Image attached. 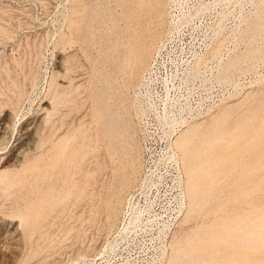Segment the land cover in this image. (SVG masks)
Returning <instances> with one entry per match:
<instances>
[{
    "label": "rangeland",
    "instance_id": "obj_1",
    "mask_svg": "<svg viewBox=\"0 0 264 264\" xmlns=\"http://www.w3.org/2000/svg\"><path fill=\"white\" fill-rule=\"evenodd\" d=\"M261 25L264 26V0H0V264H87L102 258L103 262H109L115 257L121 259L119 264H165L171 258L176 259L175 264H264V27ZM150 42L154 47L147 61L148 71H144L145 68L139 69L138 61ZM157 49L159 55L155 56ZM135 101L140 105L142 118L137 114ZM232 118L237 121L234 123ZM188 124L191 126L181 133ZM178 136L177 152L189 179L185 188L190 192L186 211L180 200L182 182L173 145ZM198 142H205L202 148ZM212 152L215 156H211ZM226 157L234 163L229 159L225 162ZM241 160H246L245 164ZM209 166L213 167L211 172L205 170ZM203 169L208 176L201 172ZM197 178H201V183ZM213 181L217 185L214 182L212 186ZM198 184L208 188L201 186V189ZM129 194L139 205L147 201L156 204L150 214L158 217L152 222L157 221L158 227L143 221L124 232ZM244 196L248 203L244 202ZM166 226L171 230L175 226V231L184 235H181L184 241L170 245V252L165 248L166 238L161 231ZM258 237L260 243L256 241ZM116 246V255L107 256ZM122 250L125 251L121 254Z\"/></svg>",
    "mask_w": 264,
    "mask_h": 264
},
{
    "label": "bare ground",
    "instance_id": "obj_2",
    "mask_svg": "<svg viewBox=\"0 0 264 264\" xmlns=\"http://www.w3.org/2000/svg\"><path fill=\"white\" fill-rule=\"evenodd\" d=\"M131 1H132V0H131ZM121 3H123V2H121ZM133 3H134V1H133ZM115 4H116V3H115ZM117 4L119 5V1H118ZM149 4H151V3H149ZM134 5H135V4H134ZM138 5H139V4H138ZM151 5H152V4H151ZM151 5H150V6H151ZM98 7H99V6H98ZM93 9H94V8H93ZM93 9H91V11H92ZM86 11H87V10H86ZM86 11H85V12H86ZM95 11H96V10H95ZM92 13H93V12H92ZM94 13H96V12H94ZM143 13H144V12H143ZM128 14H129V13H128ZM148 15L150 16V13H149ZM148 15H147V16H148ZM84 16H85V15H84ZM88 16H89V15H88ZM154 17H155V16H154ZM161 18H163V15H162ZM85 19H86V18H85ZM155 19L157 20V18H155ZM115 20H116V19H115ZM153 20H154V18H153ZM76 22H77V21H76ZM78 22H79V21H78ZM83 22H84V21H83ZM91 22H92V21H91ZM153 22H154V21H153ZM88 23H89V21H88ZM110 23H111V22H110ZM139 23H140V22H139ZM77 24H78V23H77ZM136 25H137V24H136ZM153 25H154V24H153ZM81 26H82V24H81ZM90 26H92V25L90 24ZM261 26L264 27L263 25H261ZM84 27H85V26H84ZM88 27H89V26H88ZM134 27H135V26H134ZM152 27H153V26H152ZM89 28H90V27H89ZM260 28H261V27H260ZM80 29H81V28H80ZM94 29H95V28H94ZM110 29H111V28H110ZM261 29H262V28H261ZM90 30H91V28H90ZM95 30H96V29H95ZM262 30H263V29H262ZM262 30H261V31H262ZM80 31H81V30H80ZM84 32H85V31H84ZM134 32H136V31H134ZM88 34H89V33H88ZM93 34H94V33H93ZM136 34H137V33H136ZM77 35H78V34H77ZM85 35H86V34H85ZM91 35H92V34H90V36H91ZM155 35H156V34H155ZM80 36L82 37L81 34H80ZM86 36H87V35H86ZM86 36H85V38H86ZM88 36H89V35H88ZM93 36H94V35H93ZM134 36H135V35H134ZM135 37H136V36H135ZM90 38H92V37H90ZM73 39H74V38H73ZM82 39H83V38H82ZM125 39H126V38H125ZM143 39H144V38H143ZM145 39H146V38H145ZM88 40H89V37H88ZM92 40H93V39H92ZM116 40H117V39H116ZM71 41H72V39H71ZM75 41H76V40H75ZM126 41H127V40H126ZM132 41H133V40H132ZM81 42H82V41H81ZM83 42H84V41H83ZM83 42H82V43H83ZM86 43H87V42H86ZM89 44H90V43H89ZM81 45H82V44H81ZM84 45H85V44H84ZM91 45H92V44H91ZM89 46H90V45H89ZM86 47L89 48L88 46H86ZM126 47H127V46H126ZM128 47H129V46H128ZM153 47H154V46H153V43L150 42V43H149V47H148L147 52H145V53H144L143 55H141V57L139 58V61H138V67H139V69L142 70L143 68H145L144 71H148V70H146V69H148V67H149V64L147 65V61H148V59L150 58V55H151L150 50H152ZM156 47H157V46H156ZM35 48H36V46H35ZM123 49H124V48H123ZM33 50H34V49H33ZM36 50H38V49H36ZM250 50H252V49H250ZM31 52H32V51H31ZM36 52H37V51H36ZM250 52H251V51H249V53H250ZM253 52H254V51H253ZM253 52H252V54H253ZM255 52H256V51H255ZM37 53H38V52H37ZM87 53H88V51H87ZM126 54H127V53H126ZM214 54H215L214 52L211 53V55H214ZM247 54H248V53H247ZM254 54H255V53H254ZM154 55H155V56L159 55V50H158V49H157V51L155 50V54H154ZM249 55H251V54H249ZM260 55H261V54H260ZM35 57H36V55H35ZM153 57H154V56H153ZM247 57H248V55H247ZM261 57H262V55H261ZM88 58H90V57H88ZM126 58H127V57H126ZM154 58H155V57H154ZM154 58H153V60H152L151 67H152V64L155 62V59H154ZM35 59H36V58H35ZM117 59H118V58H117ZM117 59H116V60H117ZM119 59H120V58H119ZM121 59H122V58H121ZM151 59H152V58H151ZM233 59H234V58H232V60H233ZM236 59H237V58H236ZM16 60H17V59H16ZM16 60H15V61H16ZM123 60H124V59H123ZM234 60H235V59H234ZM19 61H20V60H19ZM16 62H17V61H16ZM122 62H123V61H122ZM134 62H136V59H135ZM18 63L21 64V62H18ZM93 63H94V62H93ZM113 63H114V62H113ZM117 63H118V61H117ZM125 63H126V62H125ZM30 65H32V64H30ZM93 65H94V64H93ZM106 65H107V64H106ZM146 65H147V67H146ZM16 66H17V65H16ZM22 66H23V65H22ZM122 66H123V65H122ZM134 66H135V65H134ZM94 67H95V69H96L98 66L95 65ZM105 67H106V66H105ZM126 67H127V65H126ZM19 68H20V67H19ZM29 68H30V67H29ZM103 68H104V67H103ZM124 68H125V67H124ZM101 69H102V68H101ZM126 69H127V68H126ZM68 70H69V69H68ZM93 70H94V68H93ZM29 71H31V70H29ZM98 71H101V70H98ZM133 71H134V70H133ZM133 71H132V72H133ZM144 71H143V72H144ZM5 72H6V70H5ZM7 72H8V71H7ZM67 72H68V71H67ZM95 73H96V72H95ZM101 73H102V72H101ZM101 73H100V74H101ZM26 74H27V72H26ZM34 74H35V73H34ZM67 74H69V73H67ZM97 74H98V73H97ZM27 75H28V74H27ZM27 75H26V76H27ZM98 75H99V74H98ZM98 75H97V76H98ZM131 75H133V74H131ZM11 77H12V76H11ZM11 77H10V79H12ZM94 77H95V75H94ZM94 77H93V78H94ZM99 77H100V76H99ZM101 77H102V76H101ZM124 77H125V76H124ZM132 77H133V76H132ZM133 78H134V77H133ZM133 78H132V79H133ZM139 78H140V77H139ZM141 78H142V77H141ZM8 79H9V78H8ZM13 79H14V78H13ZM51 79H52V78H51ZM99 79H100V78H99ZM22 80H23V78H22ZM26 80H27V79H26ZM96 80H97V79H96ZM10 81H11V80H10ZM10 81H9V82H10ZM50 81H51V80H50ZM98 81H99V80H98ZM124 81H125V80H124ZM17 82H18V81H17ZM29 82H30V81H29ZM100 82H101V81H100ZM15 83H16V82H15ZM24 83H25V82H24ZM101 83H102V82H101ZM19 84H20V83H19ZM58 84H59V83H58ZM95 84H96V83H95ZM98 84H100V83H98ZM16 85H17V84H16ZM56 85H57V84H56ZM91 85H94V84H91ZM96 86H97V85H94V87H96ZM98 86H100V85H98ZM17 87H18V86H17ZM51 87H54V86H51ZM56 87H57V86H56ZM59 87H60V86H59ZM91 87H92V86H91ZM94 87H93V88H94ZM25 88H26V87H25ZM62 88H63V87H62ZM68 88H69V87H68ZM93 88H92V89H93ZM127 88H128V87H127ZM55 89H56V88H55ZM14 90H15V89H14ZM58 90H60V89H58ZM61 90H63V89H61ZM69 90H70V89H69ZM6 91H7V88H6ZM49 91H50V90H49ZM56 91H57V90H56ZM70 91H71V90H70ZM70 91H69V92H70ZM92 91H93V90H92ZM10 92H11V91H10ZM12 92H13V91H12ZM25 92H26V91H25ZM65 92H66V91H65ZM89 92H90V91H89ZM94 92H96V91H95V88H94ZM97 92H98V91H97ZM97 92H96V93H97ZM59 93H60V92H59ZM0 94H1V93H0ZM60 94H62V93H60ZM64 94H65V93H64ZM102 94H103V93H102ZM52 95H54V94H52ZM65 95H67V94H65ZM73 95H74V94H73ZM91 95H96V96H97V94H91ZM251 95H252V94H251ZM253 95H254V94H253ZM253 95H252V97H253ZM62 96H64V95L62 94ZM68 96H69V95H68ZM70 96H71V95H70ZM70 96H69V97H70ZM255 96H256V95H255ZM15 97H16V96H15ZM50 97H52L51 94H50ZM71 97H73V96H71ZM252 97H251V98H252ZM258 97H259V96H258ZM12 98H13V97H12ZM74 98H75V97H74ZM89 98H91V97H89ZM248 98H249V97H248ZM251 98H250V99H251ZM263 98H264V97H263ZM8 99H9V98H8ZM15 99H16V98H15ZM21 99H22V98H21ZM54 99H55V98H54ZM58 99H59V98H58ZM61 99H62V98H61ZM64 99H65V98H64ZM67 99H68V98H67ZM255 99H256V98H254V100H255ZM259 99H260V98H259ZM55 100H56V99H55ZM70 100H71V99H70ZM70 100H69V101H70ZM93 100H94V99H93ZM96 100H97V99H96ZM246 100H247V99H246ZM20 101H21V100H20ZM58 101H59V100H58ZM58 101H57V102H58ZM63 101H64V100H63ZM69 101H68V102L66 101V104H67V103L69 104ZM72 101H74V100H72ZM90 101H91V100H90ZM97 101H98V100H97ZM249 101H250V100H249ZM257 101H258V100H257ZM95 102H96V101H95ZM253 102H254V101H253ZM258 102H259V101H258ZM13 103H14V102H13ZM17 103H18V102H17ZM49 103H50V102H49ZM52 103H54V101H52ZM59 103H60V102H59ZM59 103H57V104H59ZM61 103H62V101H61ZM63 103H64V102H63ZM63 103L61 104L62 106H64V104H65V103H64V104H63ZM247 103H248V102H247ZM249 103H250V102H249ZM259 103H261V102H259ZM71 104H72V103H71ZM250 104H251V103H250ZM250 104H249V105H250ZM252 104H253V103H252ZM257 104H258V103H257ZM257 104H256V105H257ZM262 104H263V103H262ZM16 105H18V104H16ZM50 105H51V104H50ZM61 105H60V106H61ZM75 105H76V104H75ZM93 105H94V104H93ZM104 105H105V104H104ZM135 105H136L137 112H138L137 114H140V115H141V118H142L143 116H142V113H141V110H140V105L137 104L136 101H135ZM62 106H61V107H62ZM67 106H68V105H67ZM72 106H73V104H72ZM241 106H242V105H241ZM244 106H245V105H244ZM246 106H247V105H246ZM258 106H259V105H258ZM56 107H57V106H56ZM102 107H103V106H102ZM242 107H243V106H242ZM242 107H239V108H242ZM254 107H255V105H254ZM12 108H13V107H12ZM43 108H44V107H43ZM62 108H63V107H62ZM104 108H105V107H104ZM44 109H45V108H44ZM44 109H43V111H44ZM49 109H50V108H49ZM55 109H56V108H55ZM57 109H58V107H57ZM59 109H60V108H59ZM242 109H243V108H242ZM244 109H245V108H244ZM253 109H254V108H253ZM100 110H101V109H100ZM263 110H264V109H263ZM50 111H51V110H50ZM55 111H56V110H55ZM103 111H104V110H103ZM230 111H231V110H230ZM243 111H244V110H243ZM243 111H242V112H243ZM249 111H250V110H249ZM257 111H258V110H257ZM259 111H260V110H259ZM52 112H54V110H52ZM94 112H95V111H94ZM94 112H92V113H94ZM99 112H100V111H99ZM221 112H222V111H221ZM238 112H239V111H238ZM242 112H241V114H242ZM251 112H252V111H251ZM253 112H254V111H253ZM45 113H46V112H45ZM49 113H51V112H49ZM100 113H102V112H100ZM222 113H223V112H222ZM222 113H219V114H222ZM229 113H230V112H229ZM263 113H264V112H263ZM47 114H48V113H47ZM166 114H167V113L165 112V115H164V117H163L164 120L167 118V115H166ZM236 114H237V113H236ZM241 114H240V115H241ZM249 114H250V113H249ZM252 114H255V113H252ZM252 114H251V115H252ZM50 115H52V114H50ZM228 115H229V114H228ZM237 115H239V114H237ZM240 115H239V116H240ZM260 115H261V114H260ZM91 116H92V115H91ZM226 116H227V115H225V117H226ZM246 116H247V115H246ZM249 116H250V115H249ZM252 116H253V115H252ZM48 117H49V115H48ZM93 117H94V116H93ZM216 117H218V116H216ZM220 117H221V116H220ZM228 117H229V116H228ZM236 117H237V116H236ZM253 117H254V116H253ZM259 117H261V116H259ZM105 118H106V117H105ZM222 118H223V117H222ZM244 118H245V117H244ZM250 118H251V116H250ZM92 119H93V118H92ZM95 119H96V117H95ZM100 119H101V118H100ZM216 119H217V118H216ZM223 119H224V118H223ZM229 119H230V118H229ZM254 119H255V118H254ZM43 120H44V119H43ZM235 120H236V119H235ZM235 120H234V121H235ZM241 120H242V118H241ZM243 120L245 121V119H243ZM243 120H242V121H243ZM222 121H223V120H222ZM224 121H225V120H224ZM229 121H230V120H229ZM231 121H233V118H232ZM231 121H230V122H231ZM234 121H233V122H234ZM236 121H237V120H236ZM242 121H241V122H242ZM262 121H263V120H262ZM262 121H261V122H262ZM94 122H95V121H94ZM215 122H216V121H215ZM251 122H252V121H251ZM223 123H224V122H223ZM226 123H227V122H226ZM234 123H235V122H234ZM236 123H237V122H236ZM238 123H239V122H238ZM244 123H245V122H244ZM252 123H253V122H252ZM252 123H251V124H252ZM255 123H256V122H255ZM263 123H264V122H263ZM38 124H39V123H38ZM96 124L98 125L99 123L96 122ZM212 124H214V123H212ZM221 124H222V123H221ZM247 124H248V123H247ZM251 124H249V126H250ZM260 124H261V123H260ZM189 125H190V124H188V125H187V126L181 131V133H182V132H183V131H184ZM200 125H201V124H200ZM202 125H204V123H203ZM202 125H201V129H202ZM223 125H224V124H223ZM230 125H231V124H230ZM253 125H254V124H253ZM257 125H259V124H257ZM262 125H263V124H262ZM262 125H260V126H262ZM100 126H101V125H100ZM190 126H191V125H190ZM194 126H196V125H194ZM204 126H205V125H204ZM204 126H203V128H204ZM211 126H212V125H210V127H211ZM215 126H217L216 123H215ZM218 126H219V125H218ZM221 126H222V125H221ZM226 126H227V124H226ZM236 126H238V125H236ZM251 126H252V125H251ZM108 127H109V126H108ZM205 127H206V126H205ZM256 127H257V126H256ZM96 128H97V127H96ZM102 128H104V127H102ZM206 128H208V127H206ZM225 128H226V127H224V130H225ZM229 128H230V127H229ZM232 128H233V127H232ZM237 128H238V127H237ZM241 128H243L242 125H241ZM257 128H258V127H257ZM29 129H31V128H29ZM79 129H80V128H79ZM105 129H106V128H105ZM199 129H200V128H199ZM201 129H200V130H201ZM227 129H228V128H227ZM246 129H247V128H246ZM246 129H245V130H246ZM248 129H249V128H248ZM77 130H78V129H77ZM77 130H76V132H78ZM103 130H104V129H103ZM106 130H107V129H106ZM192 130H194V129L192 128ZM207 130H210V129H207ZM213 130L216 131L217 129H213ZM224 130H223V131H224ZM230 130H231V128H230ZM259 130H260V129H259ZM27 131H28V128H25V132H27ZM30 131H31V130H30ZM187 131H190V129L187 130ZM196 131H197V130H196ZM220 131H221V130H220ZM225 131H226V130H225ZM242 131H243V130H242ZM74 132H75V131H74ZM82 132H83V131H81V132L79 131V133H82ZM107 132H108V131H107ZM114 132H115V131H114ZM200 132H201V131H200ZM200 132H199V133H200ZM237 132H238V131H237ZM239 132H240V130H239ZM247 132H248V131H247ZM257 132H258V131H257ZM109 133H110L109 135L111 136L112 131L109 132ZM181 133H180L179 136H181ZM224 133H225V132H224ZM227 133H229V132H227ZM235 133H236V132H235ZM235 133H233V134H235ZM240 133H241V132H240ZM243 133H244V132H243ZM252 133H253V131H252ZM70 134H71V133H70ZM70 134H69V135H70ZM72 134H73V133H72ZM72 134H71V136H72ZM185 134L188 135L187 133H185ZM195 134H196V132H195ZM197 134H198V132H197ZM197 134H196V135H197ZM202 134H205V133H202ZM212 134H213V133H212ZM214 134H215V133H214ZM217 134H218V130H217ZM222 134H223V133H222ZM238 134H239V133H238ZM246 134H249V133H246ZM69 135H66V136H69ZM77 135H78V134H76V136H77ZM79 135H80V134H79ZM99 135H100V134H99ZM190 135L193 136L191 133H190ZM198 135H199V134H198ZM200 135H201V134H200ZM239 135H240V134H239ZM250 135H251V134H250ZM74 136H75V135H74ZM106 136H107V135H106ZM179 136L177 137V139H176V141L174 142L173 145L175 146V149H176V158H175V161H176V163L178 164V170H179L180 177H181V182H182V183H181V187H182V188H181V191H182V192H181V196H180L181 199H180V200H181V202L184 204V206H185V211H186V209L188 208V206H187L188 195H187V194H190V192L188 193V192H187L188 190L186 191L185 188H186V185H187V180H189V179L187 178L188 176L186 177V174H185L186 172H184L185 168H184V166L181 164V161H182V160L180 159L181 157L179 156V153L177 152V151L179 150V147H178V141H177V140H179V138H180ZM208 136H209V135H208ZM212 136H214V135H212ZM216 136H217V135H216ZM233 136H234V135H233ZM236 136H238V135H236ZM244 136H245V135H244ZM247 136H248V135H247ZM72 137H73V136H72ZM100 137H101V136H100ZM103 137H104V136H103ZM210 137H211V136H210ZM218 137H219V136H218ZM231 137H232V136H231ZM239 137H240V136H239ZM248 137H249V136H248ZM65 138H67V137H65ZM69 138H71V137H69ZM69 138H68V140H69ZM75 138H77V137H75ZM105 138H107V137H105ZM108 138H113V137H108ZM181 138H182V137H181ZM200 138H201V137H200ZM204 138H205V136H204ZM222 138H223V137H222ZM222 138H221V139H222ZM228 138H229V137H228ZM232 138H234V137H232ZM236 138H237V137H236ZM240 138H241V137H240ZM251 138H252V137H251ZM253 138H254V137H253ZM257 138H259V136H258ZM257 138H256V139H257ZM263 138H264V137H263ZM72 139H73V138H72ZM184 139H185V138H184ZM208 139H209V138H208ZM208 139H207V140H208ZM211 139H212V138H211ZM230 139H231V138H230ZM249 139H250V138H249ZM61 140H63V138H62ZM64 140H66V139H64ZM68 140H67V142H68ZM101 140H103V138H102ZM209 140H210V139H209ZM213 140H214V138H213ZM231 140H232V139H231ZM244 140H245V139H244ZM262 140H263V139H262ZM74 141H75V139H74ZM74 141H73V142H74ZM188 141H189V140H188ZM196 141H197V140H196ZM199 141H201V140H199ZM218 141H219V140H218ZM233 141H234V143H235V142H236V139H234ZM254 141H255V140H254ZM258 141H260V140H258ZM258 141H257V142H258ZM73 142L71 141V143H73ZM103 142H104V140H103ZM105 142H107V141L105 140ZM212 142H214V141H212ZM224 142H225V141H224ZM226 142H228V141L226 140ZM241 142H244V141L242 140ZM241 142H240V143H241ZM247 142H249V141H247ZM261 142H263V141H261ZM261 142H260V143H261ZM101 143H102V142H101ZM186 143H187V142H186ZM191 143H192V142H191ZM199 143H200V145H202V144H204L205 142H204V143H202V142H198V144H199ZM214 143H216V142H214ZM263 143H264V142H263ZM66 144H67V143H66ZM73 144H74V143H73ZM73 144H71V146H72ZM75 144H76V143H75ZM103 144H104V143H103ZM193 144H196V143H193ZM209 144H210V143H209ZM211 144H212V143H211ZM211 144H210V146H212ZM227 144H228V143H227ZM257 144H258V143H257ZM58 145H60V144H58ZM214 145H215V144H214ZM225 145H226V144H225ZM228 145H230V142H229ZM228 145H227V146H228ZM233 145H234V144H233ZM240 145H241V144H240ZM251 145H252V144H251ZM251 145H250V146H251ZM259 145H260V144H259ZM185 146H186V145H185ZM216 146H217V143H216ZM216 146H215V147H216ZM221 146H222V145H221ZM241 146H243V145H241ZM246 146H248V145H246ZM250 146H249V147H250ZM252 146H253V145H252ZM53 147H54V146H53ZM56 147H57V144H56ZM66 147H67V146H66ZM78 147H79V146H78ZM104 147H105V146H104ZM107 147H108V146H107ZM107 147H106V149H108ZM188 147H189V146H188ZM188 147H187V148H188ZM193 147H194V146H193ZM202 147H203V145L201 146V148H202ZM206 147H207V146H206ZM213 147H214V146H213ZM58 148H59V146H58ZM63 148H65V147H63ZM72 148H73V146H72ZM72 148H71V149H72ZM180 148H181V147H180ZM204 148H205V147H204ZM221 148H222V147H221ZM221 148L219 147V149H221ZM232 148H233V146H232ZM257 148H258V147H257ZM260 148H261V147H260ZM54 149H55V148H54ZM61 149H62V148H61ZM73 149H74V148H73ZM80 149H81V148H80ZM177 149H178V150H177ZM195 149H196V148H195ZM195 149H194V150H195ZM199 149H200V148H199ZM205 149H206V148H205ZM213 149H214V148H213ZM228 149L231 150V148H229V147H228ZM237 149H238V152H239V148H237ZM241 149H242V147H241ZM255 149H256V147H255ZM255 149H254V151H255ZM56 150H57V149H56ZM56 150H55V152H56ZM75 150H76V149H75ZM75 150H74V151H75ZM77 150H78V149H77ZM184 150H185V149H184ZM189 150H191V148L188 149L187 152H189ZM192 150H193V149H192ZM208 150H209V149H208ZM230 150H228V151H230ZM249 150H251V149H249ZM249 150H248V151H249ZM252 150H253V148H252ZM258 150H259V149H258ZM58 151H59V150H58ZM62 151H63V150H62ZM181 151H182V149H181ZM197 151H198V149L196 150V152H197ZM202 151H204V150H202ZM202 151H201V152H202ZM214 151H215V149H214ZM216 151H217V150H216ZM220 151H221V150H218L217 153L220 152ZM225 151H226V149H225ZM261 151H262V150H261ZM63 152H64V151H63ZM78 152H79V151H78ZM78 152H77V153H78ZM187 152L185 151V153H187ZM201 152H200V153H201ZM221 152H222V151H221ZM221 152H220V153H221ZM233 152H234V151H233ZM243 152H244V151H243ZM243 152H242V153H243ZM251 152H252V151H251ZM57 153H58V152H57ZM67 153H68V152H67ZM67 153H66V155H67ZM72 153H73V152H72ZM105 153H106V151H105ZM183 153H184V152H183ZM185 153H184V155H185ZM193 153H194V152H192V154H193ZM206 153H207V152H206ZM220 153H219L220 156H221V155H223L224 157L226 156L224 153H223V154H220ZM230 153H231V151H230ZM239 153H240V152H239ZM244 153H246V151H245ZM260 153H261V152H260ZM58 154H59V153H58ZM70 154H71V153H70ZM70 154H69L68 156H70ZM181 154H182V153H181ZM187 154H188V153H187ZM190 154H191V152H190L188 155H190ZM209 154H211V153H209ZM209 154H208V155H209ZM62 155H63V154H62ZM203 155H204V154H203ZM213 155L215 156V153L213 154V152H212L211 156H213ZM229 155H230V154H229ZM232 155H233V153H232ZM249 155H250V154H249ZM253 155H255V153H254ZM256 155H258V154H256ZM256 155H255V156H256ZM263 155H264V150H263ZM55 156H56V155H55ZM57 156H58V155H57ZM191 156H192V155H191ZM191 156H190V157H191ZM199 156H200V155H199ZM204 156H205V155H204ZM230 156H231V155H230ZM63 157H64V156H63ZM186 157H187V156H186ZM196 157H198V156H196ZM205 157H206V156H205ZM231 157H232V156H231ZM240 157H241V155H240ZM240 157H239V158H240ZM71 158L73 159L72 156H71ZM81 158H82V157H81ZM202 158H203V156H202ZM207 158H208V156H207ZM210 158H211V157H210ZM229 158H230V157H228V158L226 157V161H225V160H224V161L227 162V160H228ZM256 158H257V157H256ZM262 158H263V157H262ZM39 159H40V158H39ZM182 159H183V158H182ZM223 159H224V158H223ZM230 159H232V158H230ZM230 159H229V160H230ZM253 159H254V157H253ZM263 159H264V158H263ZM29 160H30V159H29ZM32 160H33V159H32ZM32 160H31V161H32ZM109 160H110V159H109ZM199 160H200V159H199ZM207 160H208V159H207ZM216 160H217V159H216ZM218 160H219V159H218ZM248 160H249V159H248ZM256 160H257V159H256ZM36 161H37V160H36ZM58 161H59V160H58ZM58 161H57V162H58ZM101 161H102V160H100V162H101ZM183 161H184V160H183ZM194 161H195V160H194ZM197 161H198V160H197ZM230 161H231V160H230ZM235 161H236V160H235ZM239 161H240V160H239ZM242 161H243V160H241V163H242ZM250 161H251V160H249V163H250ZM257 161H259V160H257ZM25 162H26V161H25ZM25 162H24V163H25ZM41 162H42V161H41ZM46 162H47V161H46ZM46 162H45V163H46ZM64 162H65V159H64ZM64 162H63V164H64ZM231 162H232V161H231ZM236 162H238V161H236ZM236 162H235V163H236ZM244 162H246V160L243 161V164H245ZM251 162H252V161H251ZM35 163H36V162H35ZM45 163H44V164H45ZM58 163H59V162H58ZM66 163H67V162H66ZM183 163H184V162H183ZM205 163H206V161H205ZM208 163H209V162H208ZM210 163H211V161H210ZM216 163H217V162H215V164H216ZM223 163H224V162H223ZM227 163H228V162H227ZM233 163H234V162H232V164H233ZM258 163H259V162H258ZM25 164H26V163H25ZM33 164H34V163H33ZM42 164H43V162H42ZM50 164H51V163H50ZM55 164H57L56 161H55ZM97 164H98V163H97ZM100 164H101V163H100ZM102 164H103V163H102ZM106 164H107V163H106ZM185 164H187V163H185ZM188 164H189V163H188ZM198 164H199V163H198ZM213 164H214V163H213ZM218 164H219V162H218ZM236 164H237V163H236ZM251 164H252V163H251ZM259 164H261V163H259ZM37 165H39V164H37ZM37 165H36V166H37ZM75 165H76V164H75ZM199 165H200V164H199ZM207 165H208V164H207ZM209 165H210V164H209ZM225 165H226V164H225ZM255 165H256V164H255ZM33 166H34V165H33ZM48 166H51V165H48ZM57 166H58V165H57ZM70 166H71V165H70ZM105 166H106V165H105ZM112 166H113V165H112ZM193 166H195V165H193ZM193 166H190V167H193ZM196 166H197V165H196ZM200 166H202V165H200ZM210 166H211V165H210ZM210 166H209V168H210ZM212 166H213V165H212ZM233 166H235V165H233ZM26 167H27V166H26ZM28 167H29V164H28ZM66 167H68V166H66ZM98 167H99V165H98ZM207 167H208V166H207ZM224 167H225V166H224ZM226 167H227V168H228V167L231 168L230 166H226ZM250 167H251V166H250ZM257 167H258V165H257ZM54 168H55V166H54ZM54 168H52V170H54ZM193 168H195V167H193ZM197 168H198V167H197ZM234 168H235V167H234ZM236 168H237V167H236ZM245 168H246V165H245ZM247 168H248V167H247ZM34 169H36V168H34ZM101 169H103V168L101 167ZM186 169L188 170L187 167H186ZM190 169H191V168H190ZM212 169H213V167H212ZM212 169L210 168V169H205V170H206V171L209 170V171L211 172ZM214 169H215V172H217V171H216V167H214ZM241 169H242V168H241ZM243 169H244V168H243ZM243 169H242V170H243ZM254 169H256V168H254ZM262 169H263V168H262ZM27 170H28V169H27ZM42 170H43V169H42ZM67 170H68V169H67ZM104 170H105V169H104ZM197 170H198V169H197ZM217 170H219V169H217ZM236 170H237V169H236ZM238 170H240V169H238ZM252 170H253V169H252ZM24 171H26V170H24ZM59 171H60V170H59ZM102 171H103V170H102ZM206 171L204 172V169H203V171H201V172H204V173L206 174ZM26 172L29 173L30 171H26ZM40 172H42V171H40ZM43 172H44V171H43ZM54 172H55V171H54ZM56 172H57V171H56ZM69 172H70V171H69ZM197 172H198V171H197ZM213 172H214V171H213ZM213 172H212V174H213ZM218 172H219V171H218ZM218 172H217V174H218ZM223 172H224V171H223ZM228 172H229V171H228ZM228 172L226 171L225 173H228ZM253 172H257V171H252V173H253ZM262 172H263V171H262ZM33 173H34V172H33ZM45 173H46V172H45ZM45 173H44V174H45ZM64 173H65V169H64ZM112 173H113V172H112ZM220 173H221V172H220ZM220 173H219V174H220ZM225 173H224V174H225ZM229 173H233V171H232V172H229ZM247 173H248V169H247ZM259 173H260V172H259ZM54 174H55V173H54ZM73 174H74V173H73ZM201 174H202L201 177H203L204 174H203V173H201ZM212 174H211V175H212ZM215 174H216V173H215ZM215 174H213L214 177H215ZM222 174H223V173H222ZM33 175H34V174H33ZM51 175H52V174H51ZM94 175H95V174H94ZM187 175H188V174H187ZM192 175H193V174H192ZM198 175H200V174H198ZM206 175H207V174H206ZM209 175H210V173H209ZM211 175H210V176H211ZM229 175H231V174H229ZM233 175H234V174H233ZM243 175H244V174H243ZM249 175H250V173H249ZM55 176H56V175H55ZM57 176H58V175H57ZM64 176H65V175H64ZM68 176H69V174H68ZM207 176H208V175H207ZM223 176H225V175H222V178H223ZM239 176H240V175H239ZM245 176H246V174H245ZM247 176H248V174H247ZM252 176H253V175H252ZM260 176H263V174L260 175ZM35 177H36V176H35ZM43 177H44V175L42 176V178H43ZM51 177H52V176H51ZM59 177H60V176H59ZM192 177H193V176H192ZM198 177H199V176H198ZM205 177H206V176H205ZM214 177L211 176V178H214ZM216 177H218V175H216ZM240 177H241V176H240ZM240 177H239V178H240ZM257 177H259V176L257 175ZM49 178H50V177H49ZM56 178H57V177H56ZM56 178H55V179H56ZM222 178H221V179L218 178V180L220 179V180L222 181ZM239 178H238V179H239ZM242 178H243V177H242ZM250 178H251V177H250ZM252 178H253V177H252ZM44 179H45V178H44ZM114 179H115V178H114ZM192 179H193V178H192ZM197 179H199V182H200V179H201V178H197ZM230 179H231V178H230ZM230 179H229V180H230ZM236 179H237V177H236ZM243 179H244V178H243ZM243 179H242V180H243ZM247 179H249V176H248ZM47 180H48V179H47ZM204 180L207 181V178H205ZM204 180L202 179L201 181H204ZM208 180H210V179H208ZM214 180H215V179H214ZM218 180H217V181H218ZM226 180H227V179H226ZM254 180H255V179H254ZM44 181H45V180H44ZM191 181H192V180H191ZM191 181H190V182H191ZM193 181H194V180H193ZM217 181H213L212 186H213L215 183H216L215 185H217ZM223 181H224V180H223ZM232 181H233V180H232ZM255 181H256V180H255ZM33 182H34V181H33ZM36 182H37V181H36ZM39 182L42 183L41 181H39ZM65 182H66V178H65ZM195 182L198 183V181H196V180H195ZM214 182H215V183H214ZM228 182H230V181H228ZM251 182H252V181H251ZM259 182H260V181H259ZM62 183H63V182H62ZM191 183H193V182H191ZM200 183H201V182H200ZM200 183H199V184H200ZM218 183H219V181H218ZM235 183H236V182H235ZM241 183H243V182H240V184H241ZM245 183H247V182H245ZM249 183H250V182H249ZM255 183H256V182H255ZM199 184H198V185H199ZM206 184H207V182H206ZM209 184L211 185L210 181H209ZM219 184H220V183H219ZM219 184H218V185H219ZM228 184H229V186H230V183H228ZM232 184H233V183H232ZM253 184H254V183H253ZM257 184H258V183H257ZM36 185H37V184H36ZM46 185H47V184H46ZM64 185H65V184H64ZM194 185H195V184H194ZM250 185H251V184H250ZM258 185H259V184H258ZM258 185H256V186H258ZM262 185H263V184H262ZM37 186H40V185H37ZM51 186H52V185H51ZM195 186H196V185H195ZM199 186H200V185H199ZM199 186H198V189H199ZM201 186H202V185H201ZM201 186H200V187H201ZM207 186H208V185H207ZM219 186L222 187L221 185H219ZM227 186H228V185H227ZM227 186H226L225 189H227ZM235 186H236V185H235ZM247 186H249V185H247ZM66 187H67V186H66ZM70 187H71V186H70ZM190 187H191V186H190ZM202 187H203V186H202ZM202 187H201V189H203V188H208V187H206V186L203 187V188H202ZM209 187H211V186H209ZM214 187H215V186H214ZM216 187H217V186H216ZM220 187H219L218 189H220ZM231 187L233 188V186H231ZM238 187H239V186H238ZM59 188H60V187H59ZM59 188H58V189H59ZM193 188H194V187H193ZM211 188H212V187H211ZM242 188H243V186H242ZM253 188H254V187H253ZM255 188H256V187H255ZM41 189H42V188H41ZM55 189H57V188H55ZM109 189H110V188H109ZM233 189H234V188H233ZM249 189H250V188H249ZM263 189H264V188H263ZM32 190H33V189H32ZM42 190H43V189H42ZM59 190H60V189H59ZM59 190H58V191H59ZM195 190H197V189H195ZM207 190H208V189H207ZM211 190H213V189H211ZM211 190H209V191L211 192ZM223 190H224V189H222V192H223ZM250 190H251V189H250ZM254 190H255V189H254ZM65 191H66V189H65ZM109 191H110V190H109ZM201 191H202V190H201ZM201 191H200V192H201ZM204 191H206V190H204ZM230 191H231V190H230ZM235 191H236V190H235ZM29 192H30V191H29ZM44 192H45V191H44ZM44 192H42V195H43ZM62 192H63V190H62ZM120 192H121V191H120ZM198 192H199V191H198ZM213 192H214V191H213ZM213 192H211V193H213ZM237 192H238V191H237ZM248 192H249V191H248ZM252 192H253V189H252L251 193H252ZM259 192H260V191H259ZM262 192H263V191H262ZM52 193H54V192H52ZM58 193H59V192H58ZM58 193H57V194H58ZM68 193H70V192H68ZM107 193H108V192H107ZM193 193H194V192H193ZM193 193L191 194V197H192ZM207 193H208V192H207ZM207 193H206V194H207ZM224 193H225V192H224ZM226 193H227V191H226ZM235 193H236V192H235ZM253 193H254V192H253ZM256 193H257V192H256ZM36 194H37V193H36ZM63 194H64V193H63ZM202 194H203V193H202ZM204 194H205V193H204ZM206 194L204 195L205 197L203 196L204 198H206ZM219 194H220V193H219ZM233 194H234V193H233ZM233 194H231V195H233ZM237 194H238V193H237ZM245 194H246V192H245ZM59 195H60V194H59ZM65 195H66V194H65ZM194 195H196V197H197V194H194ZM200 195H201V193H200ZM212 195H213V194H212ZM216 195H217V194H215V196H216ZM231 195H230V197H231ZM240 195H241V194H240ZM240 195L238 194V196H240ZM248 195H249V194H248ZM36 196H37V195H36ZM61 196H63V195H61ZM107 196H109V195H107ZM189 196H190V195H189ZM198 196H199V194H198ZM207 196H208V195H207ZM225 196H226V195H225ZM233 196H234V195H233ZM235 196H236V195H235ZM39 197H40V196H39ZM116 197H117V196H116ZM216 197H217V196H216ZM227 197H228V196H227ZM230 197H229V198H230ZM262 197H263V195H262ZM36 198H37V197H36ZM67 198H68V197H67ZM113 198H114V197H113ZM192 198H195V196L192 197ZM199 198H200V197H199ZM211 198H212V197H211ZM234 198H235V197H234ZM245 198L247 199V197L244 196V200H245L244 202H246V199H245ZM250 198H251V197H250ZM260 198H261V197H260ZM47 199H49V198H47ZM50 199H51V198H50ZM50 199H49V200H50ZM60 199H61V198H60ZM60 199L58 198V200H60ZM63 199H64V198H63ZM100 199H102V198H100ZM190 199H191V198H190ZM218 199L220 200V198H217V200H218ZM223 199H224V198H223ZM223 199H222V200H223ZM235 199H237V198H235ZM240 199H241V198H240ZM36 200H37V199H36ZM109 200H110V197H109ZM113 200H114V199H113ZM113 200H112V201H113ZM196 200H198V199H196ZM212 200H214V198L211 199V200H210V198H209V201H212ZM232 200H234V199H231V202H232ZM241 200H242V199H241ZM249 200H250V199H249ZM257 200H258V199H257ZM260 200H261V199H260ZM260 200H259V201H260ZM51 201H52V200H51ZM60 201H61V200H60ZM106 201H108V200H106ZM205 201H206V199H205ZM214 201H215V200H214ZM220 201H221V200H220ZM229 201H230V200H229ZM255 201H256V200H255ZM38 202H39V201H38ZM41 202H42V201H41ZM45 202H46V200H45ZM49 202H50V201H49ZM54 202H55V198H54ZM192 202H193V201H192ZM226 202H227V201L225 200V203H226ZM206 203H207V201H206ZM208 203H210V202H208ZM211 203H212V202H211ZM235 203H236V202H235ZM246 203H248V202H246ZM249 203H250V202H249ZM254 203H255V202H254ZM256 203H260V202H256ZM54 204H55V203H54ZM57 204H58V202H57ZM191 204H192V203H191ZM194 204H195V203H194ZM201 204L203 205L202 202H201ZM201 204H200V205H201ZM228 204H229V203H228ZM239 204H240V203H239ZM40 205H41V204H40ZM58 205H59V204H58ZM106 205H107V204H106ZM109 205H110V204H109ZM153 205H156V204L153 203V202H150V201H147V202L144 203L143 205H139V203H136V202L134 201V196H131V194H129V195H128V199L126 200V206L129 208V210H128V218H127V222H128V224H127V227L125 228L124 232H126L129 228H131V229H135L134 227H135L137 224H141V222H143V221H144L146 224H149V225H152V226L158 227V223H157V221H156V224H155V223H154V224L152 223L154 220H156V218H157V220H158V217H157V216H155V215H151V214H150L152 211H154V208L156 207V206L154 207ZM192 205H193V204H192ZM222 205H224V204H222ZM225 205H226V204H225ZM232 205H234V203H232ZM245 205H246V204H245ZM26 206H27V205H26ZM28 206H29V205H28ZM32 206H33V205H31L30 207H32ZM38 206H39V204H38ZM193 206L195 207V205H193ZM193 206L190 207V208L192 209V211H193V209H194V208H192ZM197 206H199V205H197ZM203 206H205V205H203ZM212 206H213V205H212ZM212 206H210V207L213 208ZM237 206H239V205H236V207H237ZM243 206H244V205H243ZM246 206H247V205H246ZM258 206H259V205H258ZM258 206H257V207H258ZM106 207L108 208V206H106ZM205 207H207V204H206ZM221 207H222V206H221ZM227 207L229 208V205H228ZM251 207H252V206H251ZM253 207H254V206H253ZM107 208H106V209H107ZM200 208H201V207H200ZM200 208H199V209H200ZM218 208H219V207H218ZM218 208H217V209H218ZM222 208H223V207H222ZM222 208H221V209L219 208V209L222 210ZM224 208H226V207H224ZM234 208H235V207H234ZM234 208H233V209H234ZM30 209H32V208H30ZM188 209H189V208H188ZM199 209H198V210H199ZM214 209H215V208H214ZM226 209H227V208H226ZM249 209H250V207H249ZM20 210H21V209H20ZM23 210H25V209H23ZM44 210H45V209H44ZM49 210H50V209H49ZM198 210H197V211H198ZM201 210H202V209H201ZM209 210H211V209H209ZM223 210H224V209H223ZM240 210L246 211V210L241 209V208H240ZM261 210H262V209H261ZM45 211H47V210H45ZM205 211H206V208H205ZM211 211H212V210H211ZM214 211H216V210H214ZM230 211H231V210H230ZM238 211H239V210H238ZM243 211H242V212H243ZM253 211H254V210H253ZM21 212H22V211H21ZM30 212H31V211H30ZM36 212H37V211H36ZM190 212H191V211H190ZM208 212L210 213V211H208ZM235 212H236V211H235ZM247 212H248V211H246V213H247ZM259 212H260V210H259ZM28 213H29V210H28ZM41 213H42V212H41ZM191 213H192V212H191ZM191 213H189V215H190ZM201 213H202V211H201ZM213 213H215V212H213ZM216 213H217V212H216ZM216 213H215V214H216ZM227 213H228V212H227ZM252 213H253V212H252ZM21 214H22V213H21ZM26 214H27V212H26ZM153 214H155V212H154ZM186 214H187V213H186ZM192 214H194V213H192ZM205 214L208 215L207 213H205ZM210 214H211V213H210ZM228 214H229V213H228ZM234 214H235V213H234ZM244 214H245V213H244ZM248 214H249V213H248ZM248 214H247V216H248ZM256 214H257V213H256ZM256 214H255V215H256ZM189 215H188V216H189ZM196 215H197V214H196ZM196 215L194 214V216H196ZM218 215H219V213H218ZM222 215H223V214H222ZM222 215H219L220 218H221ZM230 215H231V214H230ZM249 215H250V214H249ZM186 216H187V215H186ZM188 216H187V217H188ZM197 216H198V215H197ZM212 216H213V215H212ZM214 216H215V215H214ZM226 216H227V214H226ZM252 216H253V214H252ZM261 216H262V215H261ZM261 216H259V217L261 218ZM23 217H24V216H23ZM40 217H41V216H40ZM199 217H200V216H199ZM199 217H198V218H199ZM209 217H210V216H209ZM222 217H223V216H222ZM239 217H241V216H239ZM239 217H238V218H239ZM243 217H244V216H243ZM256 217H257V215H256ZM26 218H27V217H26ZM190 218L192 219L191 216H190ZM196 218H197V217H196ZM200 218H201V217H200ZM236 218H237V217H235V220H236ZM251 218H252V217H251ZM260 218H259V219H260ZM27 219H28V218H27ZM205 219H206V217H205ZM212 219H213V218H212ZM243 219H244V218H243ZM243 219H241V220H243ZM261 219H262V218H261ZM263 219H264V216H263ZM28 220H29V219H28ZM44 220H45V219H44ZM206 220H207V219H206ZM214 220H215V219H214ZM217 220H218V219H217ZM232 220H233V219H232ZM238 220H239V219H238ZM245 220H247V218H245ZM256 220H257V219H256ZM21 221H22V220H21ZM23 221H24V220H23ZM23 221H22V222H23ZM35 221H36V220H35ZM41 221H42V219H41ZM208 221H209V220H208ZM220 221H222V220H220ZM230 221H231V219H230ZM230 221H228V222H230ZM202 222H203V221H202ZM202 222H201V223H202ZM204 222H205V221H204ZM211 222H212V221H211ZM240 222H242V221H240ZM240 222H239V223H240ZM253 222H254V221H253ZM260 222H261V221H260ZM26 223H27V222H26ZM38 223H39V222H38ZM43 223H44V222H43ZM150 223H151V224H150ZM216 223H217V222H216ZM223 223H224V222H223ZM223 223H222V224H223ZM231 223H232V221H231ZM239 223H238V225H240ZM243 223H244V222H243ZM256 223H257V222H256ZM22 224H23V223H22ZM34 224H35V222H34ZM39 224H40V223H39ZM199 224H200V223H199ZM205 224H206V222H205ZM205 224H204V225H205ZM209 224H210V223H209ZM229 224H230V223H229ZM235 224H236V223H235ZM258 224H259V223H258ZM258 224H257V225H258ZM261 224H262V223H261ZM26 225H27V224H26ZM214 225H215V224H214ZM248 225H249V224H248ZM24 226H25V224H24ZM27 226H28V225H27ZM27 226H26V230H27ZM33 226H35V225H33ZM38 226H39V225H38ZM44 226H45V225H44ZM46 226H47V225H46ZM200 226H201V225H200ZM200 226H199V227H200ZM211 226H212V225H211ZM211 226H210V227H211ZM220 226H221V225H220ZM223 226H224V224H223ZM223 226H222V227H223ZM228 226H229V225H228ZM236 226H237V225H236ZM236 226H235V227H236ZM251 226H253V225H251ZM31 227H32V226H31ZM139 227H140V225H139ZM178 227H179V226H178ZM206 227H207V226H206ZM206 227H204V228H206ZM210 227H209V228H210ZM246 227H247V225H246ZM257 227H258V226H257ZM140 228H141V227H140ZM175 228H176V227L174 226L173 229L171 230V229H169V227L166 226V227H162V229H161L162 233L164 234V237L166 238V245H165V248H166V250L169 251V252H170V245H172L173 243H176V242H178V241H182V240L184 241V239H181V235H182V234L179 235V234L177 233L178 230L176 229L177 231H175ZM207 228H208V227H207ZM243 228H244V227H243ZM260 228H261V227H260ZM45 229H46V228H45ZM193 229H194V226H193ZM199 229H200V228H199ZM199 229H198V230H199ZM244 229H245V228H244ZM257 229H258V228H257ZM35 230H36V228H35ZM170 230H171V231H170ZM179 230H180V229H179ZM185 230H186V229H185ZM191 230H192V229H191ZM191 230H190V231H191ZM198 230H197V231H198ZM201 230H202V228H201ZM251 230H252V229H251ZM253 230H254V229H253ZM261 230H262V229H261ZM27 231H28V230H27ZM37 231H38V229H37ZM157 231H158V229H157ZM174 231H175V232H174ZM181 231H182V230H181ZM181 231H180V232H181ZM187 231H189V229H188ZM207 231H208V230H207ZM212 231H214V230H212ZM215 231H217V230L215 229ZM185 232H186V231H185ZM225 232H226V231H225ZM240 232H242V231L240 230ZM251 232H252V231H251ZM41 233H42V232H41ZM44 233H47V232L44 231ZM189 233H190V232H189ZM196 233H197V232H196ZM206 233H207V232H206ZM226 233H227V232H226ZM248 233H249V232H248ZM248 233H247V234H248ZM253 233H254V232H253ZM256 233H257V232H256ZM259 233H260V232H259ZM184 234H185V233H184ZM198 234H200V233H198ZM211 234H212V233H211ZM247 234H246V235H247ZM261 234H262V233H261ZM261 234H260V237H261ZM41 235H42V234H41ZM43 235H44V234H43ZM186 235H187V234H186ZM192 235H193V233H192ZM192 235H191V236H192ZM194 235H195V234H194ZM196 235H197V234H196ZM208 235H210L209 232H208ZM208 235H207V236H208ZM234 235H235V233H234ZM31 236H32V235H30V237H31ZM37 236H38V235H37ZM182 236H184V235H182ZM198 236H200V235H198ZM207 236H206V237H207ZM211 236H212V235H211ZM215 236H216V235H215ZM244 236H245V235H243V237H244ZM253 236H254V234H253ZM253 236H252V238H251V241H252V239H253ZM255 236H256V235H255ZM255 236H254V237H255ZM262 236H263V234H262ZM26 237H27V236H26ZM30 237H29V238H30ZM34 237H35V236H34ZM34 237H33V239H34ZM164 237H163V239H164ZM41 238H42V236H41ZM187 238H188V237H187ZM192 238H194V236H192ZM195 238H196V237H195ZM203 238H204V237H203ZM222 238L224 239V236H223ZM246 238H247V237H246ZM246 238H245L244 240H247ZM261 238H262V237H261ZM261 238H260V239H261ZM27 239H28V237H27ZM27 239H26V240H27ZM30 239H31V238H30ZM188 239H189V238H188ZM197 239H198V238H197ZM223 239H222V240H223ZM231 239H232V238H231ZM236 239L239 240L238 238H236ZM257 239H258V240H256V241L258 242V241H259V237H258ZM164 240H165V239H164ZM186 240H187V239H185V242H186ZM204 240H205V239H203V241H204ZM224 240H225V239H224ZM224 240H223V242H225ZM234 240H235V239H234ZM234 240H233V241H234ZM240 240H242V238H241ZM254 240H255V239H254ZM188 241L190 242V239H189ZM188 241H187V242H188ZM251 241H250V242H251ZM28 242H29V241H28ZM30 242H32V241H30ZM187 242H186V243H187ZM192 242H193V241H192ZM199 242H200V241H199ZM236 242H237V241H236ZM190 243H191V242H190ZM190 243H189V244H190ZM193 243H194V242H193ZM195 243L197 244L198 242H195ZM230 243H231V242H230ZM253 243H255V241H254ZM253 243H252V244H253ZM259 243H260V241H259ZM204 244L206 245L207 243H204ZM204 244H202V245H204ZM217 244H218V243H217ZM221 244H222V243H221ZM225 244H226V243H225ZM239 244H240V243H239ZM239 244H238V246H239ZM249 244H250V243H249ZM255 244H256V243H255ZM257 244H258V243H257ZM261 244H263V243L261 242ZM34 245H35V244H34ZM38 245H40V244H38ZM197 245H198V244H197ZM200 245H201V244H200ZM207 245H208V244H207ZM207 245H206V246H207ZM209 245H212V242H211V244H209ZM222 245L224 246V244H222ZM243 245H245V244L243 243ZM32 246H33V245H32ZM36 246H37V245H36ZM36 246H35V247H36ZM214 246H215V245H214ZM214 246H213V247H214ZM220 246H221V245H220ZM223 246H222V247H223ZM231 246H232V245H231ZM251 246H252V245H251ZM251 246H250V247H251ZM254 246H255V245H254ZM261 246H262V245H261ZM37 247H38V246H37ZM182 247H183V246H182ZM185 247L187 248V246H185ZM185 247H184V248H185ZM204 247H205V246H204ZM207 247H208V246H207ZM213 247H212V249H211V250H213L212 252H214V248H213ZM228 247H229V246H228ZM247 247H249V245H247ZM117 248H118V246H116V248H115L114 251H112V252H110V253H107L106 255L109 256V257H110L111 255H112V256H115L116 253H117ZM186 248H185V249H186ZM190 248H191V247H190ZM210 248H211V247H210ZM230 248H231V247H230ZM235 248H237L236 245H235ZM263 248H264V247H263ZM37 249H38V248H37ZM177 249H178V248H177ZM177 249H176V250H177ZM181 249H182V248H181ZM228 249H229V248H228ZM248 249H249V248H248ZM255 249H256V248H255ZM257 249H258V247H257ZM34 250H36V249H33V252H34ZM176 250H175V252H176ZM196 250H197V249H196ZM198 250H199V249H198ZM198 250H197V251H198ZM201 250H202V249H201ZM209 250H210V249H209ZM209 250H208V252H209ZM216 250H217V248H216ZM216 250H215V251H216ZM222 250H223V248H222ZM229 250H231V249H229ZM36 251H37V250H36ZM38 251H39V250H38ZM181 251H182V250H181ZM187 251H188V250H187ZM189 251H190V250H189ZM189 251H188V254L190 253ZM204 251H206V250H204ZM225 251H226V250H225ZM225 251H224V252H225ZM234 251H235V250H234ZM242 251H243V250H242ZM251 251H255V250H251ZM31 252H32V251H31ZM183 252H184V251H183ZM201 252H203V251H201ZM208 252H207V253L204 252L203 254H207V255H208V254H209ZM224 252H223V253H224ZM227 252H228V251H227ZM227 252H226V253H227ZM179 253H180V251H179ZM240 253H242V252H240ZM180 254H182V252H181ZM180 254H179V255H180ZM183 254H184V253H183ZM192 254H193V253H192ZM199 254H200V253H199ZM213 254H215V252H214ZM213 254H212V256H213ZM237 254H238V253H237ZM103 255H105V254H103ZM176 255H177V254H176ZM176 255H174V256H176ZM190 255H191V254H190ZM196 255H197V254H196V252H195V254L192 255V256L195 257ZM216 255H217V254H216ZM222 255H225V253L222 254ZM243 255H244V254H243ZM101 256H102V255H101ZM170 256H171V255H170ZM172 256H173V255H172ZM174 256H173V257H174ZM186 256H187V255H186ZM186 256H185V257H186ZM209 256H210V255H209ZM225 256H227V254H226ZM168 257H169V255H168ZM180 257L182 258V255H181ZM187 257H188V256H187ZM190 257H191V256H190ZM194 257H192V258H194ZM198 257L202 258L201 256H198ZM214 257H215V256H214ZM250 257H251V255H250ZM255 257H256V256H255ZM255 257H254V259H255ZM28 258H29V256H28ZM169 258H170V257H169ZM169 258H168V259H169ZM174 258H175V257H174ZM192 258H191V259H192ZM204 258H205V256L203 257V259H204ZM223 258H224V257H223ZM102 259H104V258H102ZM196 259H197V258H196ZM208 259H209V258H208ZM180 260H181V259H180ZM194 260H195V258H194ZM205 260H206V258H205ZM248 260H249V259H248ZM181 261H182V260H181ZM190 261H191V260H190ZM175 262H176V259L171 258V259H170L167 263H165V264H175ZM185 262H186V260H184V263H185ZM187 263H188V262H187ZM244 263H245V262H244ZM246 264H247V263H246ZM248 264H249V263H248Z\"/></svg>",
    "mask_w": 264,
    "mask_h": 264
},
{
    "label": "built area",
    "instance_id": "obj_3",
    "mask_svg": "<svg viewBox=\"0 0 264 264\" xmlns=\"http://www.w3.org/2000/svg\"><path fill=\"white\" fill-rule=\"evenodd\" d=\"M140 246H142V244L140 245ZM123 251H125V250H122L121 251V254L123 253ZM104 261V259H99V260H96V261H91V262H88L87 264H119V262L121 261V259L119 258V259H117L116 257L115 258H113L112 260H110L109 262H103Z\"/></svg>",
    "mask_w": 264,
    "mask_h": 264
}]
</instances>
